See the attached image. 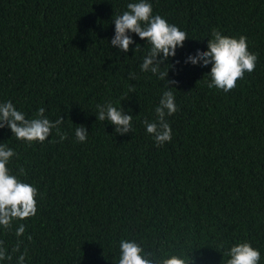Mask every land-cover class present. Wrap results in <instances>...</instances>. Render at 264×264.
Instances as JSON below:
<instances>
[{"label":"trees","instance_id":"1","mask_svg":"<svg viewBox=\"0 0 264 264\" xmlns=\"http://www.w3.org/2000/svg\"><path fill=\"white\" fill-rule=\"evenodd\" d=\"M132 2L0 0V103L28 119L41 107L51 122L64 119L44 143L0 129V144L17 154L11 174L38 190L34 217L0 226V264L21 255L23 264H119L121 240L189 264H227L231 247L249 243L264 264V0H147L188 36L162 65H173L179 110L166 116L173 138L159 147L143 121L157 120L169 89L140 68L151 46L131 32L127 53L111 46L113 18ZM213 28L245 36L258 57L229 92L208 87L211 65L185 64L208 50ZM108 102L133 116L132 132L98 120L96 106Z\"/></svg>","mask_w":264,"mask_h":264},{"label":"clouds","instance_id":"2","mask_svg":"<svg viewBox=\"0 0 264 264\" xmlns=\"http://www.w3.org/2000/svg\"><path fill=\"white\" fill-rule=\"evenodd\" d=\"M127 11L122 15H115L113 22L115 25V35L111 39V46L118 48L122 53H127L130 46L135 43L129 33H134L149 44L150 50L145 56L140 68L144 72H151L158 75L161 81H165L169 89L163 92L156 107L157 120L149 122L143 121L148 134H150L156 145L163 146L166 142H171L172 128L166 120V116H172L179 109L175 103V95L171 90L178 82L169 80V69H161L170 58L176 56L178 47L183 48L188 39L187 33L160 15H153L152 5L147 0H138L127 4ZM136 46L135 51L138 50ZM208 50H197L194 55H189L185 64L199 65L207 67L211 65V81L209 88H216L229 92L237 86V81L243 79L245 72L251 73L256 68L258 57L248 50V42L245 36L238 39L228 37L220 30L213 28L211 38L208 39ZM162 65H164L162 67ZM130 79H135L134 73H129ZM176 89V88H175ZM97 118L99 121H108L115 126V132L125 135L133 131V116L126 114L123 109H117L111 102L98 104ZM64 122L63 117L51 122L45 117V109L41 107L32 119L26 118L25 114L18 111L11 101L0 103V129L9 128L13 136L20 141H25L29 145L34 142L44 143L51 136L52 130L59 133V126ZM88 130L85 126L79 125L75 130V137L78 142L84 143L88 137ZM67 139L64 134L60 135V141ZM17 154L13 149L4 144H0V226L5 229L12 227L15 220H24L34 217L37 214L38 190L28 184L21 182L17 176L11 174L8 167L10 161ZM20 173L24 174V169L20 168ZM25 232V226L20 224L16 230V236L20 237ZM31 239V236L28 237ZM2 244V241H0ZM17 247L14 251H18ZM119 264H189L184 258L172 255L170 258L156 260L150 258L144 249L135 241L121 240L120 242ZM6 251L0 247V260L6 258ZM230 259L227 264H259L261 253L253 248L249 243H240L231 247L228 252ZM11 259V256H7ZM25 257H19L20 264H23ZM192 264V261H191Z\"/></svg>","mask_w":264,"mask_h":264}]
</instances>
